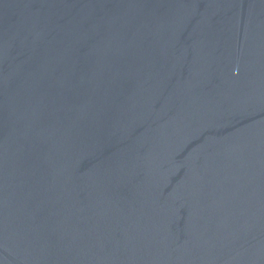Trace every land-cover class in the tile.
Listing matches in <instances>:
<instances>
[{"label":"water","instance_id":"water-1","mask_svg":"<svg viewBox=\"0 0 264 264\" xmlns=\"http://www.w3.org/2000/svg\"><path fill=\"white\" fill-rule=\"evenodd\" d=\"M0 264H264V0H0Z\"/></svg>","mask_w":264,"mask_h":264}]
</instances>
